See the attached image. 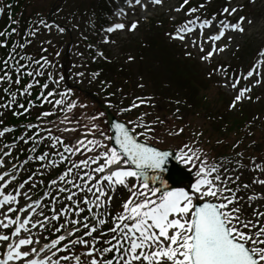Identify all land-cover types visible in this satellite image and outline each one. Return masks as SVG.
<instances>
[{"label":"snow or ice","instance_id":"1","mask_svg":"<svg viewBox=\"0 0 264 264\" xmlns=\"http://www.w3.org/2000/svg\"><path fill=\"white\" fill-rule=\"evenodd\" d=\"M164 3L117 0L111 22L99 28L103 44L116 43L112 39L115 32H135L147 20L150 6ZM137 7L143 15L129 20V11L135 15ZM208 7V0L196 4L178 0L169 11L184 12L186 18L167 33L172 40L184 41L199 30L200 38L193 36L191 45L203 53L199 59L205 63L230 46L218 44L222 38L235 39L229 32L243 34L256 23L253 17L240 14L246 8L240 0H226L211 12ZM6 9L10 23L0 31V48L8 49L0 57V264H264V156L250 155L249 163H243L241 139L231 143L229 157L215 156L200 140L203 129L193 130L191 137L175 146L166 144L158 132L165 120L148 119L149 112H141L135 120L118 117L111 121L109 116L106 128L107 113L100 107L89 111L91 102L77 95L85 84L99 82L107 96L113 97L115 93L107 91L113 80L104 76L103 69L76 71L74 83L68 86L63 72L57 70L60 51L49 53L51 40L41 41L44 54L21 55L32 43L29 36L35 38L42 30L49 35L80 30V22L74 16L62 22L60 7L54 16L36 11L21 36L12 4L0 3V15ZM212 27L217 30L205 40V29ZM13 35L18 39L12 40ZM80 35L87 39L83 32ZM205 42L211 44L207 51ZM88 47L95 49L90 61L111 62L104 48ZM78 55L83 58V53ZM257 56L246 72H230L226 64L207 72L209 79L219 77L217 85L234 93L229 110L245 101L261 100L252 93L264 85V46ZM126 59L131 63L136 57L128 53ZM143 79L141 75L139 80ZM121 93L128 95L122 89ZM152 102L151 96H133L126 106L107 99L101 107L115 106L125 114ZM74 109L83 110L80 115L86 124ZM5 112L30 119L6 124ZM256 118L264 119L257 113L248 121L245 131L249 136ZM17 129L22 130L9 139L8 134ZM111 130L114 134H109ZM184 131L183 125L166 129L168 137L181 136ZM171 158L188 169L190 179L172 182ZM241 169L253 175L241 180ZM119 188L128 195L114 207Z\"/></svg>","mask_w":264,"mask_h":264},{"label":"rangeland","instance_id":"2","mask_svg":"<svg viewBox=\"0 0 264 264\" xmlns=\"http://www.w3.org/2000/svg\"><path fill=\"white\" fill-rule=\"evenodd\" d=\"M96 1H99V0H81V2L77 1V3L82 4V8H83V6H86V8L88 9L91 6H93L92 2H96ZM255 4L256 5L253 7V9L256 10V12L255 13L252 12L251 14H248V15L253 17L256 20V23H255L254 26H251L250 30L247 31L245 34L244 33L243 34L240 33L237 36V39L240 40V41H242L243 38H244V40H246L248 37H250L254 33L257 34V33H260V32L264 31V0H257V2ZM160 12L163 13V14H166L165 10H162ZM82 14L85 15L86 13L80 12V15H82ZM76 20L78 21L79 17H77ZM79 22L81 24V27H80V30H75V34L76 35H78L81 32H85L86 29H90L91 28V23H90L89 19H84L83 20L81 18V20ZM146 27H147L146 25L142 26L133 36L139 38L140 34H143V33H140L139 31L144 29V28H146ZM95 34H96L95 31H91V36H93ZM246 34H248V35H246ZM129 37H130V35H127L126 33H123V34L119 35V38L122 39L121 43L124 42ZM120 48H121V46H119V48L117 50L119 51ZM81 53H83V58L81 56L78 57V59L81 60V61L80 62L79 61H73L74 72H72V77H73V74L76 71H81V70H86L87 71V64L84 61V58L88 54V52L85 49H83L82 45H81ZM81 65H84V68H82ZM146 66H150V65H145L144 67L140 68V70L141 69L146 70ZM84 86L87 87L89 85L85 84ZM259 95L262 96V99H264V86L261 87V89L259 91ZM262 142H264V139L262 140ZM262 147H264V143H261L259 145L260 150L262 149Z\"/></svg>","mask_w":264,"mask_h":264}]
</instances>
